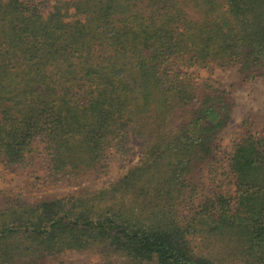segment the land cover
I'll list each match as a JSON object with an SVG mask.
<instances>
[{
  "label": "trees",
  "instance_id": "obj_1",
  "mask_svg": "<svg viewBox=\"0 0 264 264\" xmlns=\"http://www.w3.org/2000/svg\"><path fill=\"white\" fill-rule=\"evenodd\" d=\"M214 66L264 77V0H0V164L71 186L123 162L6 195L0 264H264V126L218 156L230 96L187 71Z\"/></svg>",
  "mask_w": 264,
  "mask_h": 264
},
{
  "label": "rangeland",
  "instance_id": "obj_2",
  "mask_svg": "<svg viewBox=\"0 0 264 264\" xmlns=\"http://www.w3.org/2000/svg\"><path fill=\"white\" fill-rule=\"evenodd\" d=\"M197 83L210 79L212 83L228 92L232 102V113L229 122L219 133V157H226L234 143L246 131L257 132L264 126V77L242 81L236 68L223 69L214 66L211 70L192 67L187 70ZM243 123H245L243 125ZM135 156L124 161L125 165H134L140 159L143 144L139 140H132ZM123 162L114 160L108 169L98 175H85L71 186L43 183L40 179H32L26 171L13 166L5 168L0 164V201L6 195L18 193L23 200L32 202L36 199L52 198L63 195L69 190L80 188H97L104 181L113 179L119 172ZM40 174V172L38 173ZM206 187L202 194L210 191L205 175L201 179ZM208 184V185H207ZM102 258L100 250L71 251L59 256L63 264H93ZM111 260H115L112 257ZM45 264H49L45 262Z\"/></svg>",
  "mask_w": 264,
  "mask_h": 264
}]
</instances>
